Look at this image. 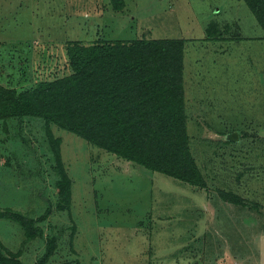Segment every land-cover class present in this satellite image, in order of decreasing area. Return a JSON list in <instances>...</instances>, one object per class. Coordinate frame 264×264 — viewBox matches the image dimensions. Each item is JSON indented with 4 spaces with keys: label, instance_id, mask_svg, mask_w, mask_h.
<instances>
[{
    "label": "rangeland",
    "instance_id": "obj_1",
    "mask_svg": "<svg viewBox=\"0 0 264 264\" xmlns=\"http://www.w3.org/2000/svg\"><path fill=\"white\" fill-rule=\"evenodd\" d=\"M211 21L218 38L206 35ZM263 35L243 0H0L4 84L64 73L69 40L185 39L187 129L207 184L125 161L40 118L14 119L0 131V209L34 219L37 230L26 240L0 219L5 248L32 264L53 236L47 264H264ZM40 56L53 61L42 66ZM58 158L70 210L57 196Z\"/></svg>",
    "mask_w": 264,
    "mask_h": 264
},
{
    "label": "trees",
    "instance_id": "obj_2",
    "mask_svg": "<svg viewBox=\"0 0 264 264\" xmlns=\"http://www.w3.org/2000/svg\"><path fill=\"white\" fill-rule=\"evenodd\" d=\"M243 1L264 31V0ZM112 3L116 11L123 5ZM217 27L215 21L208 24V38L222 35ZM185 41L146 37H98L87 43L69 40L64 45L61 75L49 72L27 79L23 73L15 83H0V131L8 134L11 120L37 117L46 127L72 132L125 161L206 188V176L192 155L187 129ZM40 58L41 65L46 66L53 57ZM220 134L225 136L223 131ZM58 154L55 151V156ZM57 161V196L70 210L71 182L59 158ZM223 197L242 204L229 191L223 192ZM254 207L257 210L259 206ZM49 209L41 218H46ZM0 219L16 223L26 240L35 236L34 219L19 211L0 209ZM55 250L56 237L49 236L43 253L32 264H47ZM20 256L21 250L12 252L0 240V264H25Z\"/></svg>",
    "mask_w": 264,
    "mask_h": 264
},
{
    "label": "crops",
    "instance_id": "obj_3",
    "mask_svg": "<svg viewBox=\"0 0 264 264\" xmlns=\"http://www.w3.org/2000/svg\"><path fill=\"white\" fill-rule=\"evenodd\" d=\"M184 54H185V52H184ZM184 65H185V63H184ZM186 92V91H185Z\"/></svg>",
    "mask_w": 264,
    "mask_h": 264
}]
</instances>
